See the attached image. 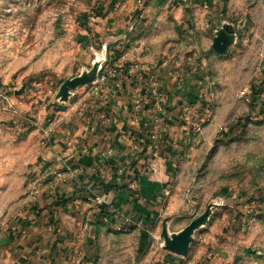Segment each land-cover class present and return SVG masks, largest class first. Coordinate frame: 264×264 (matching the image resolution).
Masks as SVG:
<instances>
[{
    "label": "rangeland",
    "instance_id": "374dc122",
    "mask_svg": "<svg viewBox=\"0 0 264 264\" xmlns=\"http://www.w3.org/2000/svg\"><path fill=\"white\" fill-rule=\"evenodd\" d=\"M112 6L114 0H0L2 257L5 247L12 259L26 250L24 234L10 232L43 198L35 190L40 184L35 168L50 121L59 118L70 93L92 90L100 74L93 75L95 68H106L112 58L106 53ZM221 8L224 17L208 27L167 25L161 31L182 41L172 48L178 60L167 70L189 87L191 103L203 106L204 117L197 137L190 136L193 156L181 160L182 209L167 220V232L177 234L209 211L207 222L194 232L186 256L166 249L161 226L142 236L130 226L117 230L105 222L108 230L94 243L73 239L70 231L71 264H168L169 254L176 256L175 264H264V0H226ZM221 33L228 45L217 52L213 45ZM87 78L66 98L59 96L66 82ZM151 82L163 108L162 84L156 77Z\"/></svg>",
    "mask_w": 264,
    "mask_h": 264
},
{
    "label": "crops",
    "instance_id": "0c3cea01",
    "mask_svg": "<svg viewBox=\"0 0 264 264\" xmlns=\"http://www.w3.org/2000/svg\"><path fill=\"white\" fill-rule=\"evenodd\" d=\"M225 1L114 0L106 53L112 57L108 64L119 65L118 74L105 87L104 101L81 87L70 93L69 103L60 106L59 118L50 121L35 168L40 176L35 190L43 198L24 211L10 232V237L24 234L26 250L12 259L5 247L7 257L0 256V264H6V258L10 264H71L67 260L70 233H76L73 239L81 234L94 243L96 236L108 230L107 222H128L132 232L143 236L160 231V226L179 215L181 160L193 156L188 146L191 134L197 137L194 131L204 121L199 113L203 106L192 105L189 87L177 82L175 71L167 70V65L178 60L172 48L182 41L161 31L167 25L194 29L202 23L208 27L224 17ZM157 19L153 37H147ZM134 64L140 70L131 71ZM125 65L127 72H123ZM105 69L100 64L93 75ZM153 77L159 78L165 97L158 116L151 93ZM138 102H142L140 109ZM157 117L161 134L153 140ZM55 172L62 177L56 178ZM98 196L103 197L102 204L95 202ZM171 260L168 264H175Z\"/></svg>",
    "mask_w": 264,
    "mask_h": 264
},
{
    "label": "water",
    "instance_id": "95a60500",
    "mask_svg": "<svg viewBox=\"0 0 264 264\" xmlns=\"http://www.w3.org/2000/svg\"><path fill=\"white\" fill-rule=\"evenodd\" d=\"M227 37L224 33L219 34V36L214 41V49L217 52H223L227 48ZM86 79L73 80L66 82L59 94L60 97L66 98L69 94L70 89L76 88L79 84L84 85ZM209 211L204 215L192 221L189 226L177 234H172L171 236L167 232V226L164 224L162 237L166 243V249L176 255L186 256L192 242V236L196 230L202 227L208 220Z\"/></svg>",
    "mask_w": 264,
    "mask_h": 264
},
{
    "label": "built area",
    "instance_id": "2783aa9c",
    "mask_svg": "<svg viewBox=\"0 0 264 264\" xmlns=\"http://www.w3.org/2000/svg\"><path fill=\"white\" fill-rule=\"evenodd\" d=\"M118 69H119V65H117L116 63H111V64H108L106 66V69L104 70V72L100 73L97 78H95L93 81H92V85H93V88L91 91H93V93L95 94V96L97 97V99H100V100H103L105 99V94H104V89L105 87L107 86V84L110 82L111 79H114L116 78L117 74H118ZM140 70V67L138 64H134L132 66V70ZM130 71V72H131ZM132 74H130L131 76ZM152 96L154 99L157 100V104L156 106H158L159 108V111L161 112L162 111V108L159 107L160 104V101H159V93L157 91L156 88H152ZM142 102H138L137 103V107L140 109L142 107L141 105ZM154 131L152 133V139L153 140H158L160 138V134H161V120L159 117L156 118V120L154 121ZM198 131H200V128L197 127ZM156 155H158L159 153V149L156 150ZM54 176L56 178H61L62 177V174L61 173H57L55 172L54 173ZM133 187L136 188L137 187V183L136 182H133ZM167 195H169V192H166ZM95 202L97 204H102L104 202V199L103 197L101 196H98L95 198ZM129 226L128 222H126V225H120V224H114L113 225V228L117 229V230H122L124 227H127ZM77 238H81L82 239V235L79 234L77 236Z\"/></svg>",
    "mask_w": 264,
    "mask_h": 264
},
{
    "label": "trees",
    "instance_id": "16d2710c",
    "mask_svg": "<svg viewBox=\"0 0 264 264\" xmlns=\"http://www.w3.org/2000/svg\"><path fill=\"white\" fill-rule=\"evenodd\" d=\"M127 70H128V65H125V66L123 67V72H127ZM169 256H170L171 258L176 257V256H174V255H170V254H169Z\"/></svg>",
    "mask_w": 264,
    "mask_h": 264
}]
</instances>
